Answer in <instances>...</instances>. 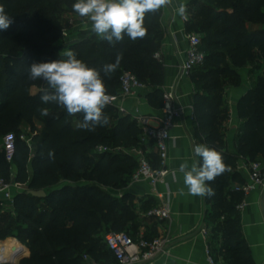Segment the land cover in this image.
<instances>
[{
    "label": "trees",
    "instance_id": "16d2710c",
    "mask_svg": "<svg viewBox=\"0 0 264 264\" xmlns=\"http://www.w3.org/2000/svg\"><path fill=\"white\" fill-rule=\"evenodd\" d=\"M73 3L75 0H0L12 20L8 29L0 30V177L10 179L15 166L14 180L26 184L14 197L12 215L17 226L13 230V222L6 224L0 239L13 236L29 248L30 254L23 245L24 257L18 264H88L86 254L110 264L115 259L105 241L109 232L125 231L134 240L139 238L136 196L127 189L138 161L124 147H141L143 129L130 114H120L113 105L104 109L109 116L106 126L94 131L79 129L83 115L68 116L62 107L43 104L40 96L45 84L29 80L28 68L34 62L65 59L63 52L72 50L78 59L100 69L122 53L120 67L111 77L101 72L107 93L120 92L121 75L128 70L151 88L146 94L148 103L162 108L163 64L155 58L160 49L162 11L146 15L144 39L132 42L125 37L113 46L91 29L73 32L70 24H63L61 16L73 10ZM192 11L199 19H208L203 25L194 24L206 32L201 45L205 63L190 75L195 85L194 123L203 133L202 144L220 151L229 167L210 183L215 194L205 196L207 225L214 238L222 234L220 254L225 264H256L243 236L238 208L244 194L235 191L233 184L245 182L236 170L239 156L256 160L264 154V66L238 102L242 122L235 149L229 148L222 127L229 113L222 78L229 75L239 80L238 69L256 60L255 48L264 57V0H189L188 12ZM191 26L189 18L188 33ZM197 69L201 72L193 75ZM41 108H47L49 114L42 115ZM25 122L31 124V133L37 132L32 148L21 139ZM37 122L42 124L40 129ZM9 133L16 135L11 163L1 146ZM99 146L108 150L97 152ZM147 156L154 166L159 165L153 146ZM30 190H45L46 196L36 197ZM154 205L151 199L146 201L143 212ZM3 208L0 205V218L5 217ZM212 251L218 259V252Z\"/></svg>",
    "mask_w": 264,
    "mask_h": 264
},
{
    "label": "crops",
    "instance_id": "0c3cea01",
    "mask_svg": "<svg viewBox=\"0 0 264 264\" xmlns=\"http://www.w3.org/2000/svg\"><path fill=\"white\" fill-rule=\"evenodd\" d=\"M188 2L189 0H172L171 6L161 9L160 17L162 34L159 50L162 51L163 57L159 61L163 64L164 86L175 85L179 96L178 104L183 107L181 116L176 119L177 126L171 132L173 139L169 143L168 165L173 173L166 177L165 184L158 186L161 192L170 196L171 220L155 217L145 218L142 208L146 201L151 199L154 203L157 202V199L151 194V187L148 182H132L129 188V191L139 200L137 202L140 206V211H138L140 226L137 236L143 234L149 238H155L167 235L171 239L169 252L160 256L154 264H205L203 228L209 230L207 240L210 242L212 249L218 252V259L223 261V256L220 254L222 234L214 238L211 228L207 225L206 212L208 205L205 197L188 194L187 187L183 183V174L179 172V166L182 162L187 161L191 165L193 161L199 160L194 154V144H202L203 138L202 131L194 123L195 85L190 77L181 74V66L186 58L188 48L186 37L189 19ZM181 4L186 6V19L178 14L177 10ZM71 21L76 22V25H74L76 28L72 27L73 32L91 29V22L86 18H80L77 15V18ZM254 55L256 58L254 62H249L246 66L238 69L239 80L229 75L222 78L223 97L229 110L228 118L224 120L222 127L225 139L231 149H235L237 146L235 139L239 132V125L242 122L238 116V102L251 89L254 81L262 73L264 66V57L257 48L254 49ZM259 64L261 65L260 68L257 67ZM149 90H151L150 87L124 102L120 100L118 105H123L129 112H132L139 104H142V110L146 114L156 117L161 116V108L153 107L147 101L146 94ZM153 123L156 124L157 122L153 121ZM36 125L39 129L42 127L41 123ZM26 128H28L27 122L22 125L23 131ZM256 160L264 165V154L259 155ZM245 161L247 159L239 156L236 168L244 177H246L245 172L240 171L238 166ZM15 173L16 167L14 166L12 167V177L15 176ZM244 199L246 200V207L240 213L243 236L252 249L256 264H264V190H256L247 197L244 196ZM1 200L2 194L0 193ZM3 210L14 213V207L9 202H6ZM8 238L1 240L13 241L21 245L23 252V245L28 248L17 238Z\"/></svg>",
    "mask_w": 264,
    "mask_h": 264
},
{
    "label": "clouds",
    "instance_id": "9594fccd",
    "mask_svg": "<svg viewBox=\"0 0 264 264\" xmlns=\"http://www.w3.org/2000/svg\"><path fill=\"white\" fill-rule=\"evenodd\" d=\"M171 5L172 0H75L72 9L80 18L91 22L93 34L115 46L125 37L132 42L144 39L147 35L146 15ZM177 11L182 18H187L185 5L181 4ZM11 23L10 16L0 4V30L8 29ZM63 55L65 59L34 62L28 68L29 80H41L45 84L41 88V102L62 107L68 116L82 114L83 120L77 125L79 129L94 131L96 127L106 126L109 116L104 109L110 97L101 72L111 77L120 67L122 53H117L114 62L105 63L100 69L78 59L72 50L64 51ZM40 112L44 116L49 114L47 108H41ZM194 154L199 160L191 165L185 161L179 166L183 183L188 194L211 197L215 193L210 183L229 167L215 147L197 144Z\"/></svg>",
    "mask_w": 264,
    "mask_h": 264
},
{
    "label": "built area",
    "instance_id": "2783aa9c",
    "mask_svg": "<svg viewBox=\"0 0 264 264\" xmlns=\"http://www.w3.org/2000/svg\"><path fill=\"white\" fill-rule=\"evenodd\" d=\"M188 48L186 58L181 66L182 76L190 77L192 72L202 66L206 60V54L201 49L202 37L194 32L187 34ZM163 53L158 50L155 53V58L162 60ZM121 90L118 94H109L110 101L108 105H113L117 108L120 114H130L135 119L138 125L143 129L141 135V147L134 148L132 153L138 161V169L134 175L132 182L146 181L150 185L151 194L157 199L154 205L145 216L155 217L159 219L171 220L172 211L170 206V196L158 189L160 184L166 183V177L173 173V170L168 165L169 160V143L173 139L172 130L177 126L176 119L181 116L183 107L178 104L179 96L176 92L175 85L163 87L164 90V106L161 108V116H151L142 110V104H139L136 109L129 112L123 105H118V102L128 100L133 96H137L141 91L147 89V85L140 81L138 77L131 71L125 70L121 75ZM153 121L157 123L154 124ZM37 132L27 135L25 132L21 135L30 148L33 147V137ZM16 135L9 133L3 137L1 146L5 153L6 160L13 162L15 155ZM197 145L194 144V147ZM156 151L159 158V165L154 166L147 154L151 147ZM97 152L108 150L107 147H97ZM243 158V157H242ZM246 159V158H245ZM240 171L245 172V182L234 185V190L242 192L245 197L256 190H264V165L258 160L245 161L238 166ZM26 189V184L17 182L13 177L6 179L0 177V193L2 200L0 205L5 207L6 202H9L14 207V197ZM246 207L244 199L238 208L242 210ZM202 235L205 238V264H225L224 261L217 259L213 254L211 245L207 240L209 230L202 229ZM170 237L162 235L153 239H147L143 234L139 235L137 240L125 231H111L106 235V244L111 251L114 262L110 264H154L156 260L169 252ZM2 240L0 239V242ZM12 255L14 252H12ZM84 260L88 264H107L95 260L89 255H84ZM9 259L0 256V264H6Z\"/></svg>",
    "mask_w": 264,
    "mask_h": 264
},
{
    "label": "rangeland",
    "instance_id": "374dc122",
    "mask_svg": "<svg viewBox=\"0 0 264 264\" xmlns=\"http://www.w3.org/2000/svg\"><path fill=\"white\" fill-rule=\"evenodd\" d=\"M61 17H62V21H63L64 25L67 24V23L70 24L72 27H74V25H76V22L73 23L71 21V20L77 18V14L73 10L71 12H66V13L62 14ZM188 18H190V23L193 25V27L191 26V32H194V33L200 35L202 38H204L206 36V32L205 31H201L199 29V27H196L194 24H196L198 26H200L201 24L203 25V24H205L203 22H208V19H201V18L199 19L197 17V15H195V12H193V11L188 14ZM74 28H76V26ZM253 28H256V26H252L251 27V29H253ZM204 66H207V65H204ZM200 69H197L194 72L193 75H197L199 72H201ZM147 80L148 79H144L143 81L146 82ZM37 123H39V122H37ZM30 128H31V124L28 123V128H26L24 130V132L27 135H31V129ZM124 149L127 150V151H130V152L134 151L133 150L134 147H132L131 145H128V146L124 147ZM129 188H130V185L128 186L127 189L129 190ZM137 201H139V200H137V198H136L135 204L137 206V211H140V209H139L140 206H139ZM12 222H13V230H15V228L17 226V222L14 221V216L12 215L11 211L6 210L5 217L0 218V234L4 233L6 224L12 223ZM9 237L10 238L12 237L13 239L15 238L13 236H9ZM3 239L5 240V239H9V238L7 237V238H3Z\"/></svg>",
    "mask_w": 264,
    "mask_h": 264
},
{
    "label": "bare ground",
    "instance_id": "6f19581e",
    "mask_svg": "<svg viewBox=\"0 0 264 264\" xmlns=\"http://www.w3.org/2000/svg\"><path fill=\"white\" fill-rule=\"evenodd\" d=\"M16 253V255H12ZM23 254V250L21 245L13 241H4L0 242V256L7 258L9 260H13L14 262H18L20 255Z\"/></svg>",
    "mask_w": 264,
    "mask_h": 264
},
{
    "label": "water",
    "instance_id": "95a60500",
    "mask_svg": "<svg viewBox=\"0 0 264 264\" xmlns=\"http://www.w3.org/2000/svg\"><path fill=\"white\" fill-rule=\"evenodd\" d=\"M30 193L36 197H39V198H43L46 196L45 190H30ZM22 258H23V256L20 255L18 262H14L13 260H9L6 264H18Z\"/></svg>",
    "mask_w": 264,
    "mask_h": 264
}]
</instances>
